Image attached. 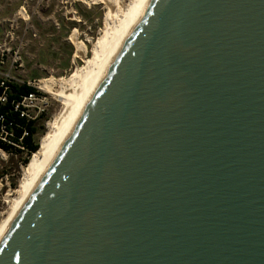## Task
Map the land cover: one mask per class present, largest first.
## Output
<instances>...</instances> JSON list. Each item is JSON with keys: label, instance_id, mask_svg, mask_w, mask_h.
Instances as JSON below:
<instances>
[{"label": "water", "instance_id": "water-1", "mask_svg": "<svg viewBox=\"0 0 264 264\" xmlns=\"http://www.w3.org/2000/svg\"><path fill=\"white\" fill-rule=\"evenodd\" d=\"M0 264H264V0H145Z\"/></svg>", "mask_w": 264, "mask_h": 264}, {"label": "rangeland", "instance_id": "rangeland-1", "mask_svg": "<svg viewBox=\"0 0 264 264\" xmlns=\"http://www.w3.org/2000/svg\"><path fill=\"white\" fill-rule=\"evenodd\" d=\"M21 10L26 11L28 20L19 15ZM106 13L103 4L88 5L82 0H0V76L9 73L22 82H31L49 100L48 110L36 125L39 147L48 123L62 110L61 102L42 90L39 82L68 78L77 66L85 65L101 36ZM74 32H78V41L88 52L76 59V65V48L70 40ZM21 152L0 150V224L19 195L28 166L23 163L28 153Z\"/></svg>", "mask_w": 264, "mask_h": 264}, {"label": "bare ground", "instance_id": "bare-ground-1", "mask_svg": "<svg viewBox=\"0 0 264 264\" xmlns=\"http://www.w3.org/2000/svg\"><path fill=\"white\" fill-rule=\"evenodd\" d=\"M82 1L88 5H104L107 10L104 28L101 36L93 45L92 56L85 60L84 66H77L68 78L58 80L49 78L39 82L42 90L61 102L62 110L53 121L48 123V132L42 137L38 152L28 163L19 195L13 200L8 217L0 224V241L50 166L145 2V0ZM19 15L28 20L25 10H21ZM78 39V32H74L70 38L76 48L73 57L74 64L77 58H83L88 53L87 47Z\"/></svg>", "mask_w": 264, "mask_h": 264}, {"label": "trees", "instance_id": "trees-1", "mask_svg": "<svg viewBox=\"0 0 264 264\" xmlns=\"http://www.w3.org/2000/svg\"><path fill=\"white\" fill-rule=\"evenodd\" d=\"M35 92L36 89L30 86L12 84L11 90L7 92V103L0 106V117L3 118V120H0V132L3 127L4 132L8 134L7 139L26 150L28 158L23 162L25 165L28 164L31 156L39 150V143L35 140V136L38 133V128L36 126L37 122L21 118L20 114L15 112L13 103L15 100L19 99V96H26ZM25 133H27L26 136H24ZM20 139H22V141H20ZM18 149L17 147L0 140V150H3L6 153H11L13 150L22 153V149Z\"/></svg>", "mask_w": 264, "mask_h": 264}, {"label": "built area", "instance_id": "built-area-1", "mask_svg": "<svg viewBox=\"0 0 264 264\" xmlns=\"http://www.w3.org/2000/svg\"><path fill=\"white\" fill-rule=\"evenodd\" d=\"M12 84L27 85L33 88V83L31 82H22L15 77H12L9 73L2 74L0 76V106L7 103V92L11 90ZM18 98L19 99L15 100L13 103L14 110L20 114L21 118H24L28 121L37 122L38 119L41 118L49 108L48 98L39 93L37 90L35 93H31L26 96H19ZM0 120H3V118L0 117ZM7 135L8 134L4 132L2 127L0 132V140L24 150V148L12 143L9 139H7ZM26 135L27 133L24 134V136ZM22 139H20V141H22Z\"/></svg>", "mask_w": 264, "mask_h": 264}]
</instances>
